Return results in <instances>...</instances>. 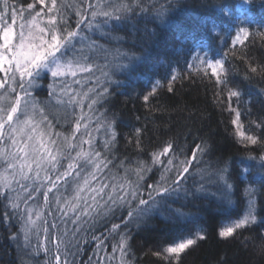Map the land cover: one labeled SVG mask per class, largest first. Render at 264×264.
<instances>
[{
    "label": "snow or ice",
    "instance_id": "snow-or-ice-1",
    "mask_svg": "<svg viewBox=\"0 0 264 264\" xmlns=\"http://www.w3.org/2000/svg\"><path fill=\"white\" fill-rule=\"evenodd\" d=\"M251 3L252 0H242L235 7L225 3L216 6L220 19L206 17L204 24L210 33L218 34L221 40L234 31L231 46L223 56L212 59L208 51H203V40L191 37L197 50L188 62L189 70L205 76L210 70L217 85L227 86L225 58L229 52L235 55L236 46L245 45L253 35L264 41V31L253 33L248 26H244L259 24L264 28V18L257 20L249 8ZM136 8L140 9V14L149 12L144 0H27L26 4L17 3L16 0H0V197L8 201L6 208L12 209L23 221L20 232L25 249L31 244V236L39 235L43 224L45 240L49 241L51 237V248L40 244L32 252L38 254L42 250L49 258L47 264H76L75 257L81 251L79 236L87 231L83 226L93 228L113 218L119 219L120 223L105 227L107 235L104 239L92 237L97 241L95 264H111L113 260H117L118 264H130L127 259L132 238L129 225L134 224L139 228L173 195L182 190L187 195L183 185L188 177L194 172L203 174L207 171L194 168L203 162L204 156L211 150L206 141L196 144L191 155H188L176 140L169 139L148 153L150 161L139 158L144 153L142 129L139 128L136 129L135 139L130 140L137 156L125 157L117 163L118 158L113 155L118 135L116 120L109 119L104 112L97 118L95 128H91L92 115L98 111L95 105L111 95L109 87L104 86L101 91L88 88L83 93L73 92L69 87H60L57 91V85L66 82L69 77L75 78L81 74L92 77L96 72L103 77V80L96 78L97 86L111 84L115 82L112 80L115 72L131 67L137 59L135 54L116 49L109 60L110 50L91 40L87 33L109 35L103 29L110 24L116 28L127 22ZM69 11L76 17L74 27L69 23ZM152 11L154 18L162 24L171 22L168 19L169 8L161 6ZM221 27L225 29L224 32H220ZM112 39L122 38L113 36ZM101 53L106 61L103 65L96 62ZM248 69L246 79L251 78L250 74L264 79V64L248 63ZM44 76H50L52 83L48 86L49 98L41 101L33 95L32 89ZM180 78L177 70L172 69L168 78L169 92L174 90L173 84ZM74 82L80 83L79 80ZM161 86L162 82L156 80L143 100L147 103ZM89 93L92 95L89 96ZM240 95L235 89L227 93L229 101L233 97L239 100ZM85 100H88L87 113L84 111ZM77 108L80 109L79 114ZM229 110L234 113L231 123L235 126L236 135L246 142L245 146H264V136L243 130L238 108H233L229 103ZM252 124L257 129H264V117L259 122L252 121ZM57 125L61 128L67 125L70 130L59 131ZM101 129L105 132V139L98 145L93 133ZM249 159L257 160V157L250 156ZM258 159L259 167L264 168V152ZM155 169H159V178L154 183H146ZM249 173V168L242 169L245 178ZM213 174L223 187L224 201L231 204L234 183L228 166L216 169ZM255 179L264 183V175ZM203 190V185L197 189ZM257 191L251 185L244 188V214L220 227V238H232L240 230L264 225V217L257 214ZM38 194H42L45 208L54 201L61 213V222L65 224L63 229L58 227L55 220L49 226L41 210L27 206L28 201ZM21 203L25 205L22 212L19 211ZM69 213L72 215L69 216ZM117 213L120 215L117 216ZM174 213L177 219L185 215L181 209H175ZM9 215L7 211L4 213L6 218ZM69 220L74 225L73 229L66 226ZM121 228H124L123 232ZM113 234L118 235L119 239L112 245V252L105 251V255L100 256L99 251L106 248L104 240ZM18 236L19 233H13L10 239L17 240ZM206 238L205 230L199 229L153 255L179 264L181 254ZM245 239L258 240L255 246L260 254H264V227L255 238Z\"/></svg>",
    "mask_w": 264,
    "mask_h": 264
},
{
    "label": "trees",
    "instance_id": "trees-1",
    "mask_svg": "<svg viewBox=\"0 0 264 264\" xmlns=\"http://www.w3.org/2000/svg\"><path fill=\"white\" fill-rule=\"evenodd\" d=\"M16 2L26 4L27 0ZM220 3L235 7L240 0H144V6L149 8L147 14H140V9L136 8L127 22L116 28L110 24L108 28L103 29V32L109 35H101L100 32L87 33L91 40L110 50L109 60L116 49L122 53L135 54L137 59L129 69L115 72L112 76L115 82L111 84L97 86L96 78L100 77L99 72L92 77H88L87 74L69 77L66 82L58 84L59 88L69 87L73 92L80 93L86 92L88 88L101 91L102 87H109L111 95L95 105L98 111L92 115L91 128H95L97 118L104 112L109 119L116 120L118 135L113 155L118 158L117 163L125 157L137 156L135 146L130 140L135 139L138 128L142 129L144 147V153L140 154L139 158L144 160L150 161L148 153L169 139L176 140L188 155H191V150L202 141L211 146L203 162L194 166L206 169V173L194 172L183 185L187 195L183 190L173 195L141 223L139 228L134 224L129 225L132 238L131 251L127 259L130 264H175V261H166L153 253L189 236L197 227L205 230L207 238L198 241L181 254L179 264H264V254H260L255 246L259 241L245 239L255 238L264 225H254L251 229L240 230L232 238L224 239L218 236V229L224 223L240 218L244 212L246 204L244 188L247 185L258 187L257 214L258 217H264V183L255 179L256 176L264 175V168L259 167L258 159L264 152V146H245L246 142H242L236 135L235 126L231 123L234 113L229 110L231 103L233 108H238L241 112L240 122L243 130L249 134L264 136V129H257L252 124V121L259 122L261 117H264V79L254 74H250L251 78H245L246 73H249L248 63L264 64V41L253 35L245 45L236 46L235 55L229 52L225 58V67L228 69L227 86L217 85L210 70L205 76L203 73H195L188 69V62L197 50L191 37L203 40L205 45L203 51H208L212 59L223 56L231 46L234 31L221 40L218 34L210 33L204 24L206 17L220 19L216 11V6ZM161 6L170 9L169 24H162L154 18L152 9ZM249 8L258 21L264 18L262 0H252ZM75 19L74 14L69 11V23L72 27L75 26ZM244 26H248L253 33L257 30L264 31L259 24ZM224 30L223 27L220 28V32ZM113 36L122 39L114 40ZM212 53L216 55L213 56ZM103 55L101 53L96 61L101 65L106 62ZM172 69H176L181 78L174 82V90L169 92L168 78L172 74ZM100 79L103 80V77ZM74 80H79L80 83H75ZM156 80H160L162 86L146 103L143 96L151 91ZM48 82V76H44L32 89L33 95L41 101L48 98ZM230 89L241 93L239 100L235 97L231 101L228 100L227 93ZM91 95L92 93H89V96ZM84 103V111L87 113L88 100ZM79 111L77 108V114ZM57 130L68 132L70 128L67 125L63 128L57 125ZM93 135L98 145L105 139L103 129L94 132ZM250 156H256L257 160H250ZM225 165L228 166L231 181L234 183L231 204L224 201L223 187L213 174L216 169ZM243 168L250 169L246 178L242 174ZM158 178L159 169H155L149 174L146 183H154ZM201 185L204 186V190L197 191ZM36 202L41 204L44 220L49 226L55 220L60 229L65 227L54 201L45 208L42 194H38ZM7 203L5 198L0 197V264H47L49 258L42 250L38 254L32 252V249L38 248L40 244L51 248L49 243L51 237L49 241L45 240L43 224L39 235L31 239L30 252L20 251L18 239L12 240L10 237L13 233H19L21 218L14 214L12 209L6 208ZM175 209H181L185 215L177 219ZM6 211L10 214L8 218L4 216ZM126 214L125 212L124 215ZM71 215L69 213V216ZM119 215L117 213V216ZM64 219L68 220L67 217ZM111 223H120V220L113 218L107 223H98L93 228L83 226L87 231L79 236L81 251L75 257L76 264H95L98 250L97 241L92 237L104 239L107 235L105 227L110 228ZM66 226L68 229L74 228L70 220ZM120 231L123 232L124 228ZM118 239L119 236L113 234L104 240L106 248L99 251V255L104 256L105 251L111 253L112 245ZM111 264H118V261L113 260Z\"/></svg>",
    "mask_w": 264,
    "mask_h": 264
},
{
    "label": "rangeland",
    "instance_id": "rangeland-1",
    "mask_svg": "<svg viewBox=\"0 0 264 264\" xmlns=\"http://www.w3.org/2000/svg\"><path fill=\"white\" fill-rule=\"evenodd\" d=\"M240 2H242V0H240ZM48 86H49V84L50 83H52V79H51V77L50 76H48ZM59 87H58V85H57V91H59ZM47 90H48V92H49V88L47 87ZM49 98V97H48ZM47 98V99H48ZM46 99V100H47ZM255 188V187H254ZM257 193H258V191H257ZM257 193H256V197H257ZM13 196L15 195V193H13L12 194ZM22 197H25V194L24 193H21L20 194ZM26 198V197H25ZM42 203H43V196H42ZM28 207H33V208H36V209H39V210H41V204H38L37 202H36V196H34V198L32 199V200H29L28 201V205H27ZM24 208H25V205L23 204V203H21L20 204V210H21V212L24 210ZM23 223V221L21 220L20 221V226H19V236H18V241H17V245L19 246V248H20V251H28V252H30V249H32V240H31V244H30V246L27 248V249H25L24 248V239H23V234L20 232V229H21V224ZM227 224H229V222L228 223H225L223 226H225V225H227ZM35 236V234L34 235H32L31 236V239H33V237ZM187 237V236H186ZM185 238V237H184ZM183 239V238H182ZM180 240V239H179ZM179 240H177V241H179ZM176 241V242H177Z\"/></svg>",
    "mask_w": 264,
    "mask_h": 264
},
{
    "label": "bare ground",
    "instance_id": "bare-ground-1",
    "mask_svg": "<svg viewBox=\"0 0 264 264\" xmlns=\"http://www.w3.org/2000/svg\"><path fill=\"white\" fill-rule=\"evenodd\" d=\"M256 177H258V176H256ZM256 180L258 181L259 179H256ZM253 187H255V188L258 190V187H257V186H253ZM257 196H258V193H257ZM241 202L243 203V199L241 200ZM244 211H245V210H244ZM243 214H244V212L242 213V215H243ZM242 215H241V216H242ZM238 219H239V218H238ZM226 223H228V222H226ZM229 223H230V222H229ZM224 224H225V223H224ZM224 224H223V225H224ZM223 225H222V226H223ZM199 229H201V228H200V227L195 228V231H194V232H196V231L199 230Z\"/></svg>",
    "mask_w": 264,
    "mask_h": 264
}]
</instances>
